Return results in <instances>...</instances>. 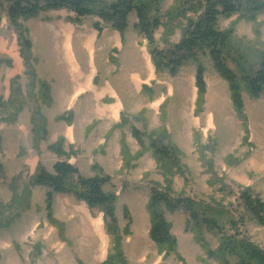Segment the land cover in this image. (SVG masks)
Instances as JSON below:
<instances>
[{
	"label": "rangeland",
	"instance_id": "rangeland-1",
	"mask_svg": "<svg viewBox=\"0 0 264 264\" xmlns=\"http://www.w3.org/2000/svg\"><path fill=\"white\" fill-rule=\"evenodd\" d=\"M177 7L178 0L160 3L161 25L154 31L158 50L169 49L182 36L186 22L174 12ZM6 9L0 0V264H104L111 253L102 210L90 209L72 194L54 193L48 217L49 190L33 182L42 169L53 174L60 161H68L83 178H110L103 189L116 196L126 264H224L207 257L201 245L215 250L217 235L187 228L189 216L181 206L161 207L176 249L160 253L149 237L147 204L153 187L163 193L169 188L174 204L190 199L221 206L238 218L243 189L264 200V93L252 98L241 90L248 128L244 140L228 85L209 57L187 61L175 75L156 71L135 13L123 36L102 23L98 34L97 18L77 20L65 10L21 20L32 44L25 59L19 29ZM232 24L227 66L240 76L264 61V14L255 21L238 16L218 20L221 30ZM198 65L206 84L199 104ZM132 128L143 135V146ZM149 138L170 146L177 161L159 162ZM59 139L62 156L49 149ZM121 140L127 145L125 156ZM239 231L264 250L263 227L247 220ZM228 264L234 261L228 259Z\"/></svg>",
	"mask_w": 264,
	"mask_h": 264
},
{
	"label": "trees",
	"instance_id": "trees-1",
	"mask_svg": "<svg viewBox=\"0 0 264 264\" xmlns=\"http://www.w3.org/2000/svg\"><path fill=\"white\" fill-rule=\"evenodd\" d=\"M7 5L6 13L11 24L17 26L18 44L21 57L27 59L30 52L31 41L26 36V30L19 24L21 20L37 17L39 13L47 11L65 10L72 13L77 20L95 17L98 22L94 28L98 34L102 31V24L124 35L128 27V17L135 13L138 24L136 25L147 40L149 52L156 71L168 70L175 75L187 61L197 60L199 56H208L215 70L228 85L232 107L242 121L244 140L247 139L248 128L246 117L243 113L244 104L241 90L252 98H259L264 93V61L257 69L240 71L236 76L227 66V54L230 51V41L233 36L234 26L221 30L218 27L219 18L238 16L250 21L264 14V0H178V7L174 11L186 22L182 30V36L177 44L169 49L158 50L155 44L154 31L160 27L159 6L162 0H3ZM2 5V3H1ZM102 23V24H101ZM195 86L197 89V101L206 90L204 81V69L197 66L195 74ZM44 95L48 88L41 84ZM45 98V97H44ZM2 104L0 103V107ZM63 119L62 117L58 118ZM90 127L86 129V133ZM42 133H45L41 124ZM132 136L143 146V135L138 130H131ZM150 145L159 162L167 160L176 162L175 151L160 139L149 138ZM121 151L125 156L127 145L120 141ZM63 139H59L49 147L58 156L64 155ZM54 173L48 174L40 170L34 178V184L46 187V210L51 217L54 193L72 194L78 200L83 201L90 209L102 210L106 231L112 238V250L104 264H126L120 249L121 236L117 227L115 215L116 196L106 193L103 189L110 181L108 176H94L83 178L78 170L68 161H60L53 167ZM166 193L159 192L156 187L151 189V195L147 204L150 228L149 237L160 253H175L176 239L170 232V224L166 221L161 207L175 210L179 206L187 212L189 219L187 228L192 226L194 230L205 228L214 232L218 238L215 250L208 248L202 242V248L207 257H218L224 264L232 259L234 264H264V250L248 238L240 237L239 229L245 226L247 220L254 221L264 228V200L250 189H243L238 194V206L241 209L238 218L226 214L221 206H204L190 199H182L180 205L174 204L170 198L169 188ZM123 216L130 224L132 219L129 211L124 208ZM129 224L124 233L129 234Z\"/></svg>",
	"mask_w": 264,
	"mask_h": 264
}]
</instances>
